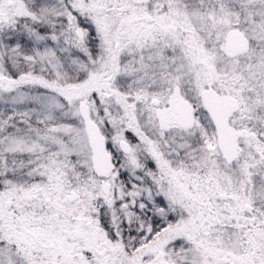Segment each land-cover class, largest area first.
Segmentation results:
<instances>
[{
    "label": "snow or ice",
    "instance_id": "snow-or-ice-1",
    "mask_svg": "<svg viewBox=\"0 0 264 264\" xmlns=\"http://www.w3.org/2000/svg\"><path fill=\"white\" fill-rule=\"evenodd\" d=\"M0 264H264V0H0Z\"/></svg>",
    "mask_w": 264,
    "mask_h": 264
}]
</instances>
